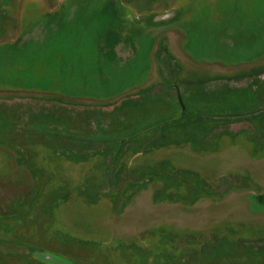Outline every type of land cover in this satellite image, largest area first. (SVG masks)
I'll use <instances>...</instances> for the list:
<instances>
[{
    "label": "rangeland",
    "instance_id": "1",
    "mask_svg": "<svg viewBox=\"0 0 264 264\" xmlns=\"http://www.w3.org/2000/svg\"><path fill=\"white\" fill-rule=\"evenodd\" d=\"M246 202L264 0H0V264H264Z\"/></svg>",
    "mask_w": 264,
    "mask_h": 264
},
{
    "label": "trees",
    "instance_id": "2",
    "mask_svg": "<svg viewBox=\"0 0 264 264\" xmlns=\"http://www.w3.org/2000/svg\"><path fill=\"white\" fill-rule=\"evenodd\" d=\"M182 115V114H181ZM182 117H184V115L182 116ZM254 171H256V170H254ZM227 204V203H226ZM251 202L250 203H248V202H246V203H243V208L245 209V211H247V213H248V216H252L251 215V213L254 215V220L257 222V223H264V211H261V212H258V213H254L251 209ZM207 211V210H206ZM209 211V210H208ZM249 211V212H248ZM211 212V211H210ZM175 214H174V217L176 218V216H179V215H177L176 214V212H174ZM178 214H182V212H177ZM214 214H218L219 212L217 211V212H213ZM201 214V213H200ZM182 216V215H181ZM193 220V219H192ZM187 223H191V221L189 220H187L186 221ZM206 223V222H205ZM36 251H33V253L34 254H36L35 253Z\"/></svg>",
    "mask_w": 264,
    "mask_h": 264
},
{
    "label": "crops",
    "instance_id": "3",
    "mask_svg": "<svg viewBox=\"0 0 264 264\" xmlns=\"http://www.w3.org/2000/svg\"><path fill=\"white\" fill-rule=\"evenodd\" d=\"M8 24H6V26H8V27H11V26H16V28H17V24L19 25V28L17 29V30H15L14 32H15V34L14 33H11V35H13V37L15 38V39H13V40H18L20 37H23L24 35H26L22 30L23 29H20V27L22 26V22H13V21H9V22H7ZM28 35V34H27ZM17 98H20V99H23L24 100V102L25 101H29V99L27 98V96H22V95H18L17 96ZM30 102L31 101H29L28 102V104H30ZM11 113V112H10ZM12 114V113H11Z\"/></svg>",
    "mask_w": 264,
    "mask_h": 264
}]
</instances>
